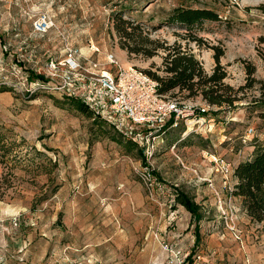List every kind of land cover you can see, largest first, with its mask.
<instances>
[{"label": "rangeland", "instance_id": "obj_1", "mask_svg": "<svg viewBox=\"0 0 264 264\" xmlns=\"http://www.w3.org/2000/svg\"><path fill=\"white\" fill-rule=\"evenodd\" d=\"M175 8L219 20L186 29L168 23ZM39 14L55 24L42 35L31 28ZM66 46L83 63L113 54L159 78L169 52L192 54L207 75L223 68L231 90L216 94L234 101L175 88L166 95L190 108L189 121L147 141L57 89L46 65ZM255 147L264 148V0H0V264H264V233L232 195L233 171ZM177 193L201 208L197 245Z\"/></svg>", "mask_w": 264, "mask_h": 264}, {"label": "built area", "instance_id": "obj_2", "mask_svg": "<svg viewBox=\"0 0 264 264\" xmlns=\"http://www.w3.org/2000/svg\"><path fill=\"white\" fill-rule=\"evenodd\" d=\"M54 25L48 15L39 14L31 28L42 35ZM89 48L92 54L99 53L97 47ZM82 59L79 49L66 46L61 60L50 59L47 63L48 76L59 79L57 89L79 98L117 128L126 130L124 123L129 122L130 131L143 129V136L149 141L155 140L166 127L175 128L182 120L189 121L190 108L159 94L157 82L145 72L121 67L113 54H107L103 63L88 60L86 64ZM248 133L251 135L252 129ZM213 161L225 178L232 173L229 163L220 159Z\"/></svg>", "mask_w": 264, "mask_h": 264}, {"label": "trees", "instance_id": "obj_3", "mask_svg": "<svg viewBox=\"0 0 264 264\" xmlns=\"http://www.w3.org/2000/svg\"><path fill=\"white\" fill-rule=\"evenodd\" d=\"M118 18L124 22L120 16ZM218 20V15L211 10L175 8L170 13L167 21L170 24L177 23L188 29L205 21L216 22ZM134 52L139 53L138 50ZM151 53L148 52L144 55L150 57ZM216 61H218V58H216ZM165 64V72L169 74L166 78H159L155 74L146 72L157 82L159 94L166 95L175 88L187 91L197 88L203 100L210 104L220 106L233 103L234 99L223 98L221 94H216L221 86L224 89L231 90L230 87L224 86L223 81L226 78V72L219 64L216 65L210 75H207L192 54L181 51L169 52ZM252 73L253 69L248 71V74ZM40 79H43V77L40 76ZM72 101L78 111L85 112L89 110L80 100L72 99ZM233 179L232 195L240 200L242 209L250 223L260 227L264 233V148L255 147L252 155L235 167ZM176 202L195 219V244H199L201 239L199 222L203 218L200 206L183 193H177Z\"/></svg>", "mask_w": 264, "mask_h": 264}]
</instances>
